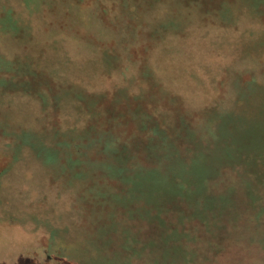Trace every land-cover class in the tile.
<instances>
[{
  "label": "rangeland",
  "instance_id": "1",
  "mask_svg": "<svg viewBox=\"0 0 264 264\" xmlns=\"http://www.w3.org/2000/svg\"><path fill=\"white\" fill-rule=\"evenodd\" d=\"M180 2L0 0V264H34L32 248L45 255L36 249L46 247L63 264H128L135 236L145 240L146 219L126 207L135 192L145 197L150 164L137 168L131 155L124 181L114 176L118 148L104 154L96 127L118 122L121 143H141L146 110L170 100L176 117L180 106H205L259 34L243 10L225 25ZM116 192L127 200L115 207ZM263 256L237 245L216 264H263Z\"/></svg>",
  "mask_w": 264,
  "mask_h": 264
},
{
  "label": "trees",
  "instance_id": "2",
  "mask_svg": "<svg viewBox=\"0 0 264 264\" xmlns=\"http://www.w3.org/2000/svg\"><path fill=\"white\" fill-rule=\"evenodd\" d=\"M180 3L202 8L225 25L238 24L236 10H243L248 20L259 22V34L225 68L205 106L194 112L180 106L176 117L170 100L162 111L146 110L139 125L148 135L141 143H121L118 122L96 127L104 154L118 148L122 162L109 171L114 176L125 178L119 170L131 155L141 162L137 168L150 164L145 197L135 192L132 204L124 205L131 218L148 223L145 240L135 236L129 246L128 264L137 256L148 264H216L232 246L264 249V0ZM253 32L244 29L246 36ZM135 108L129 111L136 117L141 108ZM112 197L115 207V200H127L119 192Z\"/></svg>",
  "mask_w": 264,
  "mask_h": 264
},
{
  "label": "flooded vegetation",
  "instance_id": "3",
  "mask_svg": "<svg viewBox=\"0 0 264 264\" xmlns=\"http://www.w3.org/2000/svg\"><path fill=\"white\" fill-rule=\"evenodd\" d=\"M31 239H33V238H32V235L30 234V236L26 240H31ZM26 240H24V241H26ZM35 241L37 242L38 240L36 239ZM18 244H20V243H18ZM34 249L35 248H32V252L30 253V255L33 258H35V259L30 260L32 263H34V264H63V259L58 258L61 255V252H59L58 249H54V250L51 249L50 250V248H47V247L36 249L37 251L41 250V252L45 253V255H42L40 253H36V251H34Z\"/></svg>",
  "mask_w": 264,
  "mask_h": 264
}]
</instances>
